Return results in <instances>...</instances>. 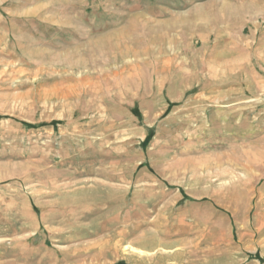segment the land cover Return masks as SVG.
I'll return each instance as SVG.
<instances>
[{"label":"rangeland","instance_id":"1","mask_svg":"<svg viewBox=\"0 0 264 264\" xmlns=\"http://www.w3.org/2000/svg\"><path fill=\"white\" fill-rule=\"evenodd\" d=\"M0 264H264V0H0Z\"/></svg>","mask_w":264,"mask_h":264},{"label":"bare ground","instance_id":"2","mask_svg":"<svg viewBox=\"0 0 264 264\" xmlns=\"http://www.w3.org/2000/svg\"><path fill=\"white\" fill-rule=\"evenodd\" d=\"M241 10V9H240ZM245 157V156H244ZM241 209V208H240Z\"/></svg>","mask_w":264,"mask_h":264}]
</instances>
